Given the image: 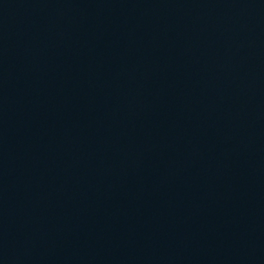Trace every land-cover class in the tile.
<instances>
[{
	"label": "water",
	"instance_id": "95a60500",
	"mask_svg": "<svg viewBox=\"0 0 264 264\" xmlns=\"http://www.w3.org/2000/svg\"><path fill=\"white\" fill-rule=\"evenodd\" d=\"M0 264H264V0H0Z\"/></svg>",
	"mask_w": 264,
	"mask_h": 264
}]
</instances>
